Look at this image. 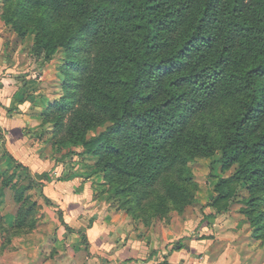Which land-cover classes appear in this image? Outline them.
<instances>
[{"label":"trees","instance_id":"trees-1","mask_svg":"<svg viewBox=\"0 0 264 264\" xmlns=\"http://www.w3.org/2000/svg\"><path fill=\"white\" fill-rule=\"evenodd\" d=\"M27 1L60 28L42 26L34 55L48 60L57 47L70 52L64 63L78 74L73 90L110 121L88 138L96 119L79 115L65 147L107 153L106 167L151 186L174 170L182 174L196 154L213 156L216 127L224 131L219 162L238 166L218 180L208 208L226 209L240 189L262 193L249 201L264 202V0ZM223 108L236 114L224 121L212 117ZM207 116L211 125L199 126ZM259 215L264 221V212ZM59 218L69 233L82 235L62 211ZM156 257H166L157 264H170L162 251H153L150 259Z\"/></svg>","mask_w":264,"mask_h":264},{"label":"rangeland","instance_id":"rangeland-1","mask_svg":"<svg viewBox=\"0 0 264 264\" xmlns=\"http://www.w3.org/2000/svg\"><path fill=\"white\" fill-rule=\"evenodd\" d=\"M0 21L2 56L16 70L20 82L29 87L9 104V112L15 118L30 121L18 123L21 125L14 130L16 138H9L0 127L3 264H83L81 249L60 237L65 229L59 218L61 209L49 188L57 180L71 176L79 177L75 180L77 185H90L97 192L93 201L99 204L90 208L97 206L101 216L107 213L115 217L129 238L135 235L145 244L165 248L167 253L179 244L184 249L193 247V264H264V221L259 215L264 212V202L249 201L262 193L254 195L240 189L226 209L217 212L208 208L217 196L218 180L232 176L238 166L226 167L219 162L218 146L224 131L211 128L210 137L216 146L213 156L196 154L183 165L182 174L174 170L151 186L106 167L110 158L107 153L89 155L81 149L67 148L63 143L80 122L79 115L96 119V130H90L88 138L107 129L108 117L81 103L80 89L73 90L78 74L68 72L64 63L70 52L57 47L49 52L48 60L45 55H34L36 33L42 26L46 25L49 32L60 29L55 22L43 18V8H35L27 0H0ZM18 105H24L26 114L16 111ZM58 105H62V110ZM235 114L233 108H223L212 117L224 121ZM212 117L201 119L198 125L205 122L210 126ZM6 137L10 140L6 141ZM24 148L40 153L41 161L30 172L22 169L26 166ZM208 210L213 216H207ZM204 220L209 223L203 224ZM207 235L212 238L200 239ZM199 245L205 246L200 252Z\"/></svg>","mask_w":264,"mask_h":264},{"label":"crops","instance_id":"crops-1","mask_svg":"<svg viewBox=\"0 0 264 264\" xmlns=\"http://www.w3.org/2000/svg\"><path fill=\"white\" fill-rule=\"evenodd\" d=\"M2 31L3 27L0 21V127L7 131L9 138L10 136L16 138L17 134H14V130L22 124L21 121H26V123L30 121L15 118L9 112V104L14 99H19V94L27 91L29 87L24 85L25 83L20 82V79L17 78L16 70L2 56ZM23 107L24 105L15 106L16 111L20 115L27 112ZM8 137L5 138L6 141L10 140ZM24 151L26 155L24 156L25 165L34 170L37 163L41 161L39 160L40 153L36 154L34 150H28L27 148H24ZM32 154H35V156L33 157ZM77 178L79 179V177L74 176L68 180H57L52 186L49 185V188L51 197L60 205L67 223L76 232H81L82 234L67 233L66 229H62L60 232L61 239L67 240L69 244L81 249L80 253L85 256L83 264H157L166 257H156V262L151 260L150 255L156 250L162 251L164 256L168 255L170 264H193L192 261L195 256L193 247H190V249L187 246L181 251H171L169 249L170 251L167 253L165 248H158L152 243L149 245L145 244L141 239H137L135 235L129 238L126 235V231L123 230L124 226H121L118 222L117 224L115 217L112 218L107 213H103L101 216L96 210L97 206L90 208L95 203L96 205L99 204V202L93 201L92 194L94 190L90 185H77L75 182ZM53 193L58 195H53ZM106 217L112 219L107 220ZM83 237L86 238V241H84ZM204 247V245H199L197 249L200 252ZM186 252H189V254L187 255ZM0 264H3V261L0 260Z\"/></svg>","mask_w":264,"mask_h":264}]
</instances>
